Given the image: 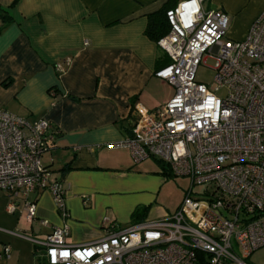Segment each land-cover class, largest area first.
<instances>
[{"label":"built area","instance_id":"2783aa9c","mask_svg":"<svg viewBox=\"0 0 264 264\" xmlns=\"http://www.w3.org/2000/svg\"><path fill=\"white\" fill-rule=\"evenodd\" d=\"M203 1L182 0L165 13L169 30L157 45L170 61L155 76L173 95L151 110L133 104L129 135L110 145L126 148L134 162L158 159L172 175L190 178L183 199L172 213L112 225L82 245L67 242L65 224L42 240L25 236L44 264H248L264 247V10L243 39L231 40L226 13L203 10ZM206 58L215 61L211 85L195 80ZM57 134L46 119L30 123L0 109V190L9 212L21 203L27 223L35 190L50 191L67 215L63 184L41 162ZM9 250L2 246L5 256Z\"/></svg>","mask_w":264,"mask_h":264},{"label":"crops","instance_id":"0c3cea01","mask_svg":"<svg viewBox=\"0 0 264 264\" xmlns=\"http://www.w3.org/2000/svg\"><path fill=\"white\" fill-rule=\"evenodd\" d=\"M180 1L0 0L12 20L4 26L0 17V109L30 123L46 119L58 131L41 162L62 182L67 210L61 216L51 192L35 190L29 196L35 217L27 223L21 203L9 212V197L0 190V264H44L42 250L25 236L42 240L54 227L67 225V242L82 245L112 225L170 213L156 202L165 182L161 165L160 173L143 169L126 148L110 145L129 135L133 104L151 110L173 95L155 76L162 68L157 57H169L145 29L149 14ZM201 6L224 11L227 38L240 40L264 0H204ZM139 207L145 212L138 219L132 214Z\"/></svg>","mask_w":264,"mask_h":264},{"label":"rangeland","instance_id":"374dc122","mask_svg":"<svg viewBox=\"0 0 264 264\" xmlns=\"http://www.w3.org/2000/svg\"><path fill=\"white\" fill-rule=\"evenodd\" d=\"M215 67V61L211 58H206L204 62H201L195 71V80L207 85H211L214 75H215V70L213 69ZM169 94H173L174 90L170 89ZM225 91L223 89L219 90L217 92V95L219 96H224ZM139 163H142V168L143 169H150V170H158L159 165L162 164L161 162L158 161V159H143L139 161ZM166 168V167H165ZM160 173V170L157 171ZM164 177L165 182L160 185L158 188L157 192V199L156 202L158 204L167 206L170 208V213L174 212L176 206L181 202L183 199L186 190L189 187L190 184V178L188 177H179V176H174L170 174L169 176L160 174ZM193 190H198V188L194 187ZM259 249L260 254L259 256L252 255L248 259L249 264H264V247H260Z\"/></svg>","mask_w":264,"mask_h":264},{"label":"trees","instance_id":"16d2710c","mask_svg":"<svg viewBox=\"0 0 264 264\" xmlns=\"http://www.w3.org/2000/svg\"><path fill=\"white\" fill-rule=\"evenodd\" d=\"M167 10H169V9H165V8L160 9L158 11H155V12L149 14L147 17L148 21H147V26L145 29V35L150 40H152L154 42H158V40L160 38H162L169 30V24L167 22L166 15H165ZM0 17L3 21L4 26H6L7 24H9L12 21L11 17L1 7H0ZM165 58L166 59H164V62H162L161 56L157 57V60H156L157 68L164 67L165 65H167L169 63V60L167 59V57H165ZM160 165L162 168L161 173L163 175L169 176L171 174L169 172V170L167 168H165V166L163 164H160ZM144 212H145V209L143 207H141V208L139 207L133 212L132 216L139 219V218L143 217ZM141 220H143V219H141ZM141 220H136L135 222L141 221ZM35 247L39 248L36 245H35Z\"/></svg>","mask_w":264,"mask_h":264}]
</instances>
